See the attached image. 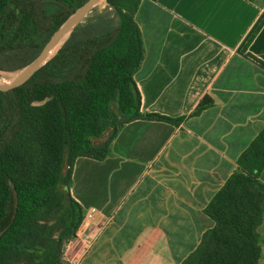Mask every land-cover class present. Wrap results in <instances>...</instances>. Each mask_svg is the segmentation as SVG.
Here are the masks:
<instances>
[{
    "label": "crops",
    "instance_id": "0c3cea01",
    "mask_svg": "<svg viewBox=\"0 0 264 264\" xmlns=\"http://www.w3.org/2000/svg\"><path fill=\"white\" fill-rule=\"evenodd\" d=\"M133 18L140 108L183 119L128 121L109 155L74 159L69 192L84 217L68 264H179L213 225L206 205L264 128V0H139ZM204 95L211 103L192 114ZM257 229L264 264V209Z\"/></svg>",
    "mask_w": 264,
    "mask_h": 264
},
{
    "label": "trees",
    "instance_id": "16d2710c",
    "mask_svg": "<svg viewBox=\"0 0 264 264\" xmlns=\"http://www.w3.org/2000/svg\"><path fill=\"white\" fill-rule=\"evenodd\" d=\"M84 1L0 0V70L26 66ZM138 3L101 1L26 83L0 91V264H64L84 217L69 192L74 159L109 155L128 121L183 119L140 108ZM211 101L204 95L192 114ZM237 164L205 207L213 225L179 264H258L264 128Z\"/></svg>",
    "mask_w": 264,
    "mask_h": 264
},
{
    "label": "water",
    "instance_id": "95a60500",
    "mask_svg": "<svg viewBox=\"0 0 264 264\" xmlns=\"http://www.w3.org/2000/svg\"><path fill=\"white\" fill-rule=\"evenodd\" d=\"M105 0H85L74 11H72L59 27L50 35L39 53L26 66L20 68V75L12 81H0V91L6 92L16 89L26 83L35 72L48 61L60 48L64 40L68 37L74 26L88 16L93 7Z\"/></svg>",
    "mask_w": 264,
    "mask_h": 264
},
{
    "label": "rangeland",
    "instance_id": "374dc122",
    "mask_svg": "<svg viewBox=\"0 0 264 264\" xmlns=\"http://www.w3.org/2000/svg\"><path fill=\"white\" fill-rule=\"evenodd\" d=\"M91 14V13H90ZM89 14V15H90ZM18 70H20V69H18ZM11 70H0V81H2V79L3 78H10V79H12L13 78V76H14V73H15V71L14 70H12V71H14V72H10ZM22 71V70H21ZM21 73V72H20ZM6 74V75H5ZM20 75V74H19ZM4 82V81H3ZM264 209V208H263ZM263 212V211H262ZM262 222V221H261ZM262 232V234H263V231H261ZM257 233H258V229H257ZM258 237H259V243H260V246H261V243H262V238H261V236H260V234L258 233ZM69 243V242H68ZM67 243V244H68ZM67 244L65 245V249H64V253H63V257H64V264H68V262L66 261V259H65V250H66V246H67Z\"/></svg>",
    "mask_w": 264,
    "mask_h": 264
},
{
    "label": "bare ground",
    "instance_id": "6f19581e",
    "mask_svg": "<svg viewBox=\"0 0 264 264\" xmlns=\"http://www.w3.org/2000/svg\"><path fill=\"white\" fill-rule=\"evenodd\" d=\"M14 71H15V73H14V76H13L12 79H10V78H3L2 81H4V82H9V81L15 80V79L19 76L21 70H14ZM14 71H10V72H14ZM5 75H6V74H5ZM0 76H1V75H0ZM0 80H1V79H0Z\"/></svg>",
    "mask_w": 264,
    "mask_h": 264
}]
</instances>
